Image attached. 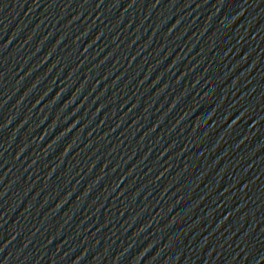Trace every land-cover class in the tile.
Here are the masks:
<instances>
[{
  "label": "water",
  "instance_id": "obj_1",
  "mask_svg": "<svg viewBox=\"0 0 264 264\" xmlns=\"http://www.w3.org/2000/svg\"><path fill=\"white\" fill-rule=\"evenodd\" d=\"M0 264H264V0H0Z\"/></svg>",
  "mask_w": 264,
  "mask_h": 264
}]
</instances>
